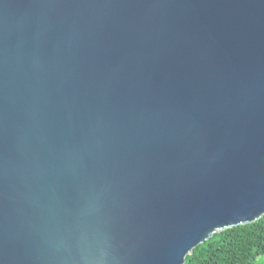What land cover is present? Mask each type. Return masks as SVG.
Instances as JSON below:
<instances>
[{
    "label": "water",
    "instance_id": "95a60500",
    "mask_svg": "<svg viewBox=\"0 0 264 264\" xmlns=\"http://www.w3.org/2000/svg\"><path fill=\"white\" fill-rule=\"evenodd\" d=\"M264 215V0H0V264H185Z\"/></svg>",
    "mask_w": 264,
    "mask_h": 264
},
{
    "label": "trees",
    "instance_id": "16d2710c",
    "mask_svg": "<svg viewBox=\"0 0 264 264\" xmlns=\"http://www.w3.org/2000/svg\"><path fill=\"white\" fill-rule=\"evenodd\" d=\"M185 264H264V215L214 233L186 256Z\"/></svg>",
    "mask_w": 264,
    "mask_h": 264
}]
</instances>
